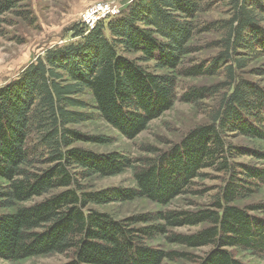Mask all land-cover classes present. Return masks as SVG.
<instances>
[{"label": "trees", "instance_id": "16d2710c", "mask_svg": "<svg viewBox=\"0 0 264 264\" xmlns=\"http://www.w3.org/2000/svg\"><path fill=\"white\" fill-rule=\"evenodd\" d=\"M22 1L0 0V14ZM222 1L229 18L200 26L196 18L203 0H127L116 17L91 30L72 26L73 42L47 49L0 87V210L7 211L0 213V259L19 262L56 254L70 255L61 264L187 260V254L154 249L144 241L169 228L201 224L208 227L191 236L168 235L166 241L187 249L211 246L197 264H242L232 255L235 249L264 255V221L253 215L263 213L264 204L233 206L264 185V168L238 164L236 158L264 160V151L228 141L242 136L264 143V87L239 74L250 57L264 55V0ZM202 32L221 34L212 44L217 55L207 67L178 71L191 53V38ZM147 63L168 73L151 74L143 67ZM175 74H223L220 85L191 89L183 97L195 102L220 94L209 111V124L193 129L167 152L149 150L152 159L74 147L78 142L108 143L72 129L95 118L127 140L136 138L172 107ZM86 92L92 105L80 99ZM205 169L226 178L212 210L115 220L91 208L137 198L167 206ZM127 170L135 183L131 190L89 193L81 185L93 176L113 177Z\"/></svg>", "mask_w": 264, "mask_h": 264}, {"label": "rangeland", "instance_id": "374dc122", "mask_svg": "<svg viewBox=\"0 0 264 264\" xmlns=\"http://www.w3.org/2000/svg\"><path fill=\"white\" fill-rule=\"evenodd\" d=\"M127 0H23L10 12L0 14V87L14 79L32 63L37 57L52 47L62 46L73 42L69 30L74 25L86 26L85 16L95 12L101 6L121 5ZM202 10L198 13L196 23L204 26L211 22L225 21L229 18V8L222 0H203ZM264 19V18H263ZM97 25V24H96ZM95 25V26H96ZM94 26V27H95ZM261 26L264 28V21ZM88 27V26H87ZM92 28H86L91 30ZM200 29V27H199ZM217 32H202L194 35L189 46L191 53L181 60L178 71H184L197 66H208L217 55L218 49L212 44L220 38ZM136 56L126 55L133 60ZM143 67L151 74H165L168 71L156 69L153 63L144 64ZM257 71V72H255ZM257 73L261 75H253ZM246 80L264 87V55L254 56L247 60V68L239 72ZM177 76V74H175ZM223 74L214 76L176 77V100L172 107L159 118L151 121L146 130L141 132L133 140L123 138L119 133L109 127L101 119L72 126V129L90 136H102L107 139L106 144H92L78 142L74 147L88 150L97 155L118 153L130 160L152 159L149 150L164 153L178 145L193 129L209 124V111L213 109L219 100V96L186 102L183 100L191 89L211 88L224 81ZM225 93V90L221 92ZM80 99L92 105L90 95L86 92ZM81 111V110H80ZM83 112H91L83 110ZM96 117V116H95ZM229 143L237 147L247 149H261L264 151V143L245 139L242 136H230ZM238 164L251 165L264 168V160H257L253 156H240L235 160ZM201 176L192 180L185 193L176 197L167 206H158L147 199L137 198L128 202H113L92 209L110 215L115 220H123L134 216H156L165 212H185L195 214L201 211L214 209L215 195L221 192L226 181L224 175L215 171L202 170ZM3 183L0 181V185ZM85 192L93 193L104 190L135 188L133 174L127 170L123 174L113 177L93 176L81 181ZM35 198L23 205L30 206L47 198ZM264 204V185L260 186L254 194L235 202L233 206L245 208L247 206ZM7 211H1L5 213ZM254 216L264 221V212H254ZM161 223V222H157ZM141 227V225L139 226ZM206 224L198 226H184L169 228L165 235H158L144 243L148 247L160 249L164 252H176L187 254L188 259H176L164 261L162 264H197L212 249L201 247L187 249L176 244H169L166 236L177 234L191 236L207 228ZM232 255L242 264H264L263 254H252L240 249L231 250ZM70 255H48L45 257L31 258L19 262H9L0 259V264H61L66 262Z\"/></svg>", "mask_w": 264, "mask_h": 264}, {"label": "built area", "instance_id": "2783aa9c", "mask_svg": "<svg viewBox=\"0 0 264 264\" xmlns=\"http://www.w3.org/2000/svg\"><path fill=\"white\" fill-rule=\"evenodd\" d=\"M121 7L119 5L101 6L95 12L88 13L85 16L84 23L86 28H92L101 21L116 17L120 13ZM88 26V27H87Z\"/></svg>", "mask_w": 264, "mask_h": 264}]
</instances>
